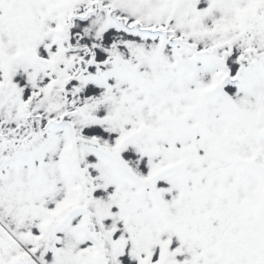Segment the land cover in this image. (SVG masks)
Listing matches in <instances>:
<instances>
[{
	"label": "snow or ice",
	"instance_id": "obj_1",
	"mask_svg": "<svg viewBox=\"0 0 264 264\" xmlns=\"http://www.w3.org/2000/svg\"><path fill=\"white\" fill-rule=\"evenodd\" d=\"M0 264H264V0H0Z\"/></svg>",
	"mask_w": 264,
	"mask_h": 264
}]
</instances>
